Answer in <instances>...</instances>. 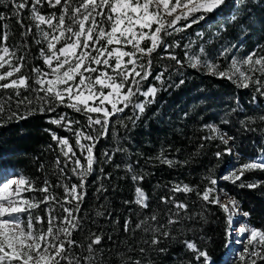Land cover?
Instances as JSON below:
<instances>
[{"label":"trees","instance_id":"16d2710c","mask_svg":"<svg viewBox=\"0 0 264 264\" xmlns=\"http://www.w3.org/2000/svg\"><path fill=\"white\" fill-rule=\"evenodd\" d=\"M79 2L73 0L72 6ZM7 4L8 0H0V12L7 17L0 20V37L7 32L6 46L16 53L13 64L20 63L18 57H25L24 67L14 77H30V87L20 89L19 97L13 89H0V105L4 109L0 112V178L17 174L25 178L26 187L31 182L32 190H27L24 196L39 204L30 210L33 221L37 216L42 218L41 223H34L35 232L47 231L49 209H54L52 214L60 220L65 215L55 201L41 203L44 196L63 201L64 186L79 185L81 180L73 173L74 163L63 155L67 147L54 140L52 133L67 138L76 158L87 167L88 153L76 144L75 133L79 130L96 138L95 163L84 178L83 199L79 212L75 213L80 227L72 234L76 244L69 252L70 257L79 259L80 264H136L137 261L140 264H197L196 253L185 245V241H192L198 248L210 250L215 264H240L238 258H227L226 230H231L228 213L219 205L206 203L198 193L211 186V179L218 180L214 187L235 198L242 213H250L243 219L246 224L264 229V170H248L242 176L239 171L240 179L235 183L220 180L234 169L226 152L229 144L239 155L235 168L241 169L264 157V119H261L264 96L256 91L255 82L259 79L264 83V73L240 64L251 78L249 87L244 88L234 78L211 74L206 65L215 64L217 71L223 72L231 69L233 58L243 61L253 51L257 56H264V0H226L218 11L207 14L206 19L191 27L183 26L203 13H194L189 21H180L177 27L182 31L169 29L170 35L163 37V44L142 61L147 64L151 60L150 75L142 82L141 90L154 86L157 92L153 102L146 105L143 113L131 106L116 113L110 117L106 133L101 125L89 127L84 112H76L66 105L53 103V112L40 111L42 102L38 96L43 93L32 91L39 86L31 70L33 67L44 69L41 49L45 48L33 21L32 0H28L20 15H13L14 9L10 5L6 7ZM37 8L46 17L53 13L58 17L62 4L53 8L45 0ZM73 27L78 29L77 25ZM150 45L151 41L145 40L141 46ZM224 49L229 51L222 56ZM186 52L199 58L197 67L191 66ZM169 53L182 63L170 59ZM161 73L162 79L157 80L156 76ZM25 97L32 103L26 101L17 106V100ZM143 101L142 95L134 97L135 103ZM62 115L73 121L70 130L65 127L66 121L51 122ZM91 115L95 118L97 114ZM23 116L27 118L21 119ZM206 125L214 126L221 135L232 139L225 145L220 135H215ZM81 143L87 146L92 142L82 139ZM218 151L223 154L219 158ZM134 176L143 179L134 180ZM45 181L50 186L47 193L40 191ZM253 183L259 186L247 187ZM177 185L181 188L187 185L192 191H173ZM138 187L147 197V208L135 201ZM162 197L171 198L170 202H163ZM178 203L187 204V208H177ZM71 206L75 207V202ZM153 215L156 221L150 219ZM170 217L177 222L169 224ZM28 218L27 213L24 222ZM125 221L129 222L128 231H125ZM141 222L144 223L137 228ZM165 231L170 234L168 237L161 234ZM96 236L101 237V242L89 252L88 245ZM154 236L159 238L155 246L151 243ZM250 259L264 264L257 257Z\"/></svg>","mask_w":264,"mask_h":264},{"label":"snow or ice","instance_id":"6c2138e0","mask_svg":"<svg viewBox=\"0 0 264 264\" xmlns=\"http://www.w3.org/2000/svg\"><path fill=\"white\" fill-rule=\"evenodd\" d=\"M45 0H32L31 12L33 19L37 22L36 29L41 33L42 40L47 42V53L41 49V55L44 64L47 65L49 71H42L38 67H33L32 72L35 73V84L38 88L32 89L39 95L38 99L42 102L41 112H53V103L66 105V107L76 112H84L88 117L89 127L101 125L107 132L110 117L116 113L123 112L129 106L138 110L140 113L145 111L147 104L153 102L157 89L150 86L147 91L141 90V84L150 75L151 60L147 64L143 63L145 57L151 54L163 44V37L170 35L169 29L173 31H182L177 27L180 21H189L194 13H203L197 18H192L190 22L184 24V28L191 27L192 24L198 23L199 20L207 18V14L218 11L226 0H80L77 6L73 7V0H46L50 7H56L62 4L60 15L57 17L55 13L51 16H44L38 11L37 5H41ZM28 0H8V4L14 9L13 15H20L21 10L27 7ZM7 17L0 12V20ZM99 18V19H98ZM236 17H233L235 20ZM70 21V23H66ZM54 21H58L54 23ZM105 22L111 25L109 30L104 27ZM22 24V21H20ZM42 24H47L51 32L41 29ZM73 25L78 26V30ZM153 25H155L154 30ZM23 26V25H22ZM148 29V32L144 30ZM31 31V28L28 29ZM7 32L0 37V69L5 65L10 70L0 72V89H13L17 97L20 96V89H28L30 87V77L19 75L13 78L14 74L20 73L24 67V56L17 59L18 64H13L12 58L16 57L15 52H11L6 46ZM150 40L151 45L147 48L142 47V42ZM63 42V46L57 48V45ZM39 43V41H38ZM113 45H115L113 47ZM131 46L132 51H125L124 48ZM168 47H171L169 45ZM228 49H224L220 55H225ZM203 49H201V53ZM189 62L192 67L200 64L198 57L190 56ZM127 57V60L125 58ZM169 58L175 60L177 64H181L175 55L169 53ZM114 61V64L112 63ZM240 64L247 65L249 70L264 73V56H257L253 51L243 61H236L233 58L231 69L228 71L218 72L215 64H207L208 70L213 75H219L220 78L229 80L236 77L240 83L238 86L249 87L251 79ZM104 70H100V66ZM257 66H259L257 68ZM108 69L111 70V75ZM93 73H98L93 77ZM163 73L156 76L157 80H161ZM78 78V81H77ZM7 81V82H4ZM130 81V83H129ZM258 85L256 91L264 96V83L257 79ZM182 84L183 81L181 80ZM99 86V90L97 87ZM127 88L126 91L124 89ZM104 89H108L105 93ZM142 95L143 102L135 103L134 97ZM255 99V97H254ZM32 102L27 97L17 100V106ZM92 102L91 104L89 102ZM98 101V104L96 103ZM67 102V103H66ZM106 105L111 106V111ZM122 105V106H118ZM3 106L0 105V112H3ZM97 114L95 118L91 114ZM15 115V113H14ZM27 118L26 116L20 117ZM261 119H264L262 117ZM66 121L65 127L71 129L73 121L68 120L66 115H62L58 120H52L54 124H61ZM215 135H220L223 143L227 145L232 137L221 135L219 130L212 125H206ZM76 144L82 150L86 149L88 155L86 157L87 167L81 165L80 159L76 158V153L69 145L67 138H60L52 133V138L57 140L62 146L67 147V151H63V155L72 161L75 165L73 173L80 176V184H73L71 187L65 185V197L63 201L56 200L55 197L44 196L41 203H50L55 201L65 213L62 220L58 216L53 215L54 209L48 211V228L46 232L39 235L34 230V223H41L42 218L37 216L33 221L31 209L39 207V204L23 201L17 205L14 197L19 196L23 190H32V184L27 182V189L21 186L26 184L25 178L7 179V182L0 187V264H80L79 259L70 257L69 252L76 244L72 239V234L80 227V220L75 213L79 212L80 201L83 199L82 189L84 188V178L92 171L95 163L93 148L95 139L90 135H85L82 131L76 133ZM214 137H207L211 139ZM88 140L92 143L84 145L81 140ZM226 152L230 153L231 149L227 148ZM71 153V155H69ZM222 153H216L219 158ZM110 159V157H108ZM165 163L171 164L172 161L165 160ZM59 163V158H57ZM264 170V157L257 158L256 162L245 164L239 169L241 176L248 170ZM64 169H61L63 172ZM134 180H142V176H134ZM235 183L240 179L235 173L225 177ZM209 187L205 188L201 198L209 204L219 205L226 213L229 214L231 220V212L238 211L240 205L235 198H229L227 203H221L216 195L217 189L214 187L218 180L211 179ZM11 186H15L14 191H9ZM259 185L256 183L249 184L247 187L255 188ZM49 184L45 181V187L40 191L47 193ZM173 191L191 192L192 189L187 185L181 188L177 185ZM163 202H170L169 197H162ZM75 202V207L71 205ZM136 203L147 208V197L141 188L136 189ZM7 205V206H6ZM177 208L186 209L187 204L178 203ZM22 213H28V221L25 226L20 219ZM244 217L250 216V213H242ZM156 221L157 217L153 215L150 218ZM59 220V225L57 221ZM171 217L169 224L176 223ZM144 222L137 224L140 228ZM231 227V225H230ZM129 230V222L125 221V231ZM147 230V229H146ZM159 231V229H153ZM240 233L248 234L247 242L243 244V252L238 256L240 264H257L256 260L250 259L257 257L264 260V229L255 226H242L238 229ZM164 237H168V232L161 233ZM230 230H226V236H230ZM101 242V237L96 236L89 245V252L93 251V246ZM151 243L155 246L159 244V238L154 236ZM185 245L189 250L196 253L197 264H215L214 258L210 250L198 248L196 243L185 241ZM230 247V242L225 244ZM144 250L141 249V252ZM163 252L164 249H159ZM85 260L88 257H84ZM136 264H140L139 261Z\"/></svg>","mask_w":264,"mask_h":264},{"label":"rangeland","instance_id":"374dc122","mask_svg":"<svg viewBox=\"0 0 264 264\" xmlns=\"http://www.w3.org/2000/svg\"><path fill=\"white\" fill-rule=\"evenodd\" d=\"M185 2H186V0H185ZM98 19H99V18H98ZM33 21H34L35 23H37L34 19H33ZM54 23H57V22L54 21ZM104 27H105L106 30H109L110 27H111V25L108 24L107 22H105ZM41 29H43L44 31L51 32V29L48 27L47 24H42V25H41ZM77 30H78V29H77ZM43 45H44V48H45V52L47 53V42L44 41V40H43ZM62 46H63V42H61L60 44H58V45H57V48L62 47ZM114 46H115V45H113V47H114ZM124 50H125V51H132L131 46L125 47ZM125 60H127V57L125 58ZM43 61H44V60H43ZM112 63L114 64V61H113ZM232 63H233V62H231V64H232ZM5 66H6V65H5ZM8 70H10V69H9V68L7 69V68L4 67L3 69H0V72H5V71H8ZM100 70H104L102 65L100 66ZM42 71H49L47 65L44 64V69H43ZM108 71H109V74L111 75V74H112V73H111V70L108 69ZM97 74H98V73H93L92 75H93V77H95V75H97ZM13 78H15V77H13ZM233 78H234L235 80H237V81H236L237 83H240V81H239V79H238V74H237L236 77H233ZM77 81H78V78H77ZM4 82H7V81H4ZM96 87H97V90H99V86H96ZM126 90H127V88L124 89V91H126ZM104 91H105V93H107V92H108V89H104ZM89 103L91 104L92 102L90 101ZM96 103L98 104V101H97ZM106 106H107L108 110L111 111V106H110V105H106ZM118 106H122V105H118ZM229 148L231 149V152L228 153V154H229V156H230V158H231V164H233L232 167H233L234 169H231V167H230L231 170L229 171V174H227V175L221 177L220 180H225V177L230 176L232 173H235L236 175H238V173H239V169H240V168H235V165L238 163V160H239V155L236 154V153L234 152V150L232 149V145L229 144ZM20 178H21V177L18 176L17 174H13V175L10 174L9 177H6V178H0V187H2V184H3L4 182H7V179H17V180H18V179H20ZM21 188H22V189H26V188H27V187H26V184H25V185H22ZM14 189H15V186H11L10 189H9V191H14ZM26 191H27V190H23V191L19 194V196L14 197V199L17 201V205H19L20 203H22V202L25 201V200L31 202L30 199L28 200V198L24 196V193H25ZM216 195H217L218 198L220 199L221 203H226V202L224 201V200H225L224 196H226L227 198H230L226 193H224V192H223L222 190H220V189L217 190ZM231 198H233V197H231ZM135 201H136V198H135ZM139 205H140V204H139ZM6 206H7V205H6ZM239 213H242L240 207H239ZM243 213H244V212H243ZM26 214H27V213H22V214L20 215V219H21L23 222H24V216H25ZM228 215H229V214H228ZM236 215H237V212H234V211L231 212V220H230V222H232V223H236V227L231 228V230H230L231 235L228 236V243L230 242V243L233 245V247H231L232 250L229 248L228 251H230V254H228L229 256H227V258H231V259H232V258H238L239 254H240V253L242 252V250H243V244L246 243V242H247V239H248V234L243 233V236H245V238L242 236V239L239 240L240 245L236 243V239H237V237L239 236V233H240V232L238 231V229H239L240 227H242V226H248V225L246 224L245 220H243L244 218L247 219V217L242 216L241 218H239L240 220L237 221V220H236ZM27 221H28V220H26V221L24 222L25 226H26V224H27ZM248 227H249V226H248ZM38 232H39V231H38ZM38 232H36L37 235H39ZM243 238H244V240H243ZM228 243H227V244H228ZM234 244H235V245H234ZM227 248H228V247H227Z\"/></svg>","mask_w":264,"mask_h":264},{"label":"bare ground","instance_id":"6f19581e","mask_svg":"<svg viewBox=\"0 0 264 264\" xmlns=\"http://www.w3.org/2000/svg\"><path fill=\"white\" fill-rule=\"evenodd\" d=\"M224 198H225L224 201L227 203L228 200H229V198H227L226 196H224ZM234 212H237L236 220H237V221L240 220L239 218H241V217L243 216L242 213H239V209H238V211H234ZM245 219H246V218H245ZM242 236H243V233H239V236H238L237 239H236V243L239 244V245H240L239 240L242 239ZM243 237H244V236H243ZM234 245H235V244H234ZM231 247H233V245L230 243V247H228V250H229V248L232 250Z\"/></svg>","mask_w":264,"mask_h":264},{"label":"water","instance_id":"95a60500","mask_svg":"<svg viewBox=\"0 0 264 264\" xmlns=\"http://www.w3.org/2000/svg\"><path fill=\"white\" fill-rule=\"evenodd\" d=\"M234 227H236V223H231V228H234ZM244 238H245V236H244ZM244 238H243V240H244ZM229 254H230V251H229Z\"/></svg>","mask_w":264,"mask_h":264}]
</instances>
